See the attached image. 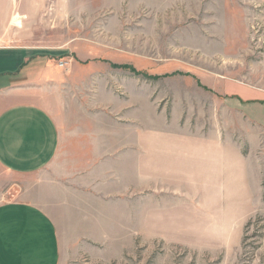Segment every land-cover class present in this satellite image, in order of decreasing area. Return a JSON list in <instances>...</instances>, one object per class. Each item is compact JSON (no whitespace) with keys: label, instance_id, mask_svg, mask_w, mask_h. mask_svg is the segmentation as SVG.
Here are the masks:
<instances>
[{"label":"rangeland","instance_id":"rangeland-1","mask_svg":"<svg viewBox=\"0 0 264 264\" xmlns=\"http://www.w3.org/2000/svg\"><path fill=\"white\" fill-rule=\"evenodd\" d=\"M16 1L0 0V45L65 66L45 100L64 154L31 178L60 264H264V0H43L29 17ZM153 137H218L223 169L168 176L145 156L141 174Z\"/></svg>","mask_w":264,"mask_h":264},{"label":"crops","instance_id":"crops-1","mask_svg":"<svg viewBox=\"0 0 264 264\" xmlns=\"http://www.w3.org/2000/svg\"><path fill=\"white\" fill-rule=\"evenodd\" d=\"M23 1L25 9L19 11L22 15H41L40 9L34 7L43 0ZM13 2L17 4L16 0ZM33 3L34 7H31ZM20 13L14 12L12 18L13 25L18 27L25 18ZM42 49L0 45V264L61 262L57 224L36 197L41 186L31 181L64 154L61 126L45 100L50 95L49 84L56 85L64 78L65 66L57 65V57ZM237 96L245 102L260 101L257 96L253 99L254 94ZM81 127L94 129L87 121H83ZM81 134L87 139L93 133ZM99 135L105 138L103 134ZM173 140L174 143L164 137H153L147 142L143 138L138 141L136 156L141 161L137 163V169L139 167L141 174L144 173L145 156L153 160L149 164L152 170L157 169L168 176L174 165L213 175L223 169L224 148L220 138ZM104 142L101 140L100 144ZM73 143L76 141L72 140ZM87 147L91 148L88 143L80 145L83 153H87ZM14 189H20L21 193L7 200L5 192Z\"/></svg>","mask_w":264,"mask_h":264},{"label":"built area","instance_id":"built-area-1","mask_svg":"<svg viewBox=\"0 0 264 264\" xmlns=\"http://www.w3.org/2000/svg\"><path fill=\"white\" fill-rule=\"evenodd\" d=\"M63 66V65H62Z\"/></svg>","mask_w":264,"mask_h":264}]
</instances>
